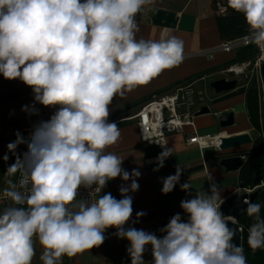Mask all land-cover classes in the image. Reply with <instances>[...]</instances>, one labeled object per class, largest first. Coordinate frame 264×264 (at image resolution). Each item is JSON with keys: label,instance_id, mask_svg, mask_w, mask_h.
Returning <instances> with one entry per match:
<instances>
[{"label": "clouds", "instance_id": "1", "mask_svg": "<svg viewBox=\"0 0 264 264\" xmlns=\"http://www.w3.org/2000/svg\"><path fill=\"white\" fill-rule=\"evenodd\" d=\"M152 3L0 0V75L22 81L36 103L56 109L48 121L34 126L28 140L17 132L15 142L7 145L15 153L18 145L26 144L27 151L5 171L6 177L19 174V181L7 179L2 196L23 207H6L0 214V264H32L36 242L43 249V264H62L64 256L102 245L108 228L129 242L131 264H146V246H151L152 264H247L243 247L233 243L236 231L228 225L234 218L221 212V190L211 172L206 193L181 201L187 221L175 214L160 229L162 237L125 228L133 212L128 193L138 190L141 173H129L122 168L124 159L106 151L121 136L117 123L109 121V106L115 97L148 84L185 59L184 41L176 36L137 39L135 18ZM228 6L243 14L249 39L264 50V0H228ZM22 110L35 112L34 107ZM171 155L170 149L162 151L154 170ZM181 173L178 167L163 180V194L173 191ZM118 177L131 181L121 185V199L106 193L94 201L77 200L81 188L89 196L91 191L101 193ZM181 191L189 193L190 184H182ZM243 203L255 221L247 244L253 251L264 248L261 205Z\"/></svg>", "mask_w": 264, "mask_h": 264}, {"label": "crops", "instance_id": "2", "mask_svg": "<svg viewBox=\"0 0 264 264\" xmlns=\"http://www.w3.org/2000/svg\"><path fill=\"white\" fill-rule=\"evenodd\" d=\"M211 3V0H154V3L145 6L139 13L137 39L158 40L164 33L176 36L184 41L185 59L179 66L165 70L148 84L137 87L123 97H115L109 106V121L117 123L121 136L118 142L106 151L124 159L122 168L129 173L133 169H138L141 173L137 181L138 190L128 193L132 197L133 212L125 228L143 229L162 237L164 233L160 229L164 228L175 214L179 213L182 220L187 221L188 216L180 207L181 201L191 198L194 194L207 192L209 172L220 187L223 201L233 194L242 193L243 187H239V170L234 173L225 172L217 164L228 157L239 156L248 159L251 154V143L222 152H216L213 148L201 151L187 146L182 135L170 134L164 139L166 146L164 150L170 149L172 155L165 160L164 166L156 171L154 170L157 168L156 158L161 152L156 147L143 145L138 140L137 128L131 119L137 108L153 92H165L178 83L205 76L212 73L211 69L232 61L233 53L221 52L218 49L222 41L218 38L215 18L211 15ZM154 11L192 17L194 19L192 30L190 33H184L151 26V14ZM202 50H207V54L201 55ZM195 87L203 99L197 107L208 111L206 115L194 117L193 125L198 133L216 134L222 131L221 136L234 137L238 134L248 136L252 128L246 120L241 89L234 88L233 91L213 95L212 90L204 83L197 82ZM26 106L34 107L35 112L23 111ZM55 111V108H46L36 103L32 89L22 81L6 80L0 75V192L7 187V179L15 181V177H6L5 171L14 163L19 153L18 147L15 153L9 152L7 148L10 142L16 140V128L35 120L48 121ZM223 112L232 114L234 125L220 131L216 119ZM185 131L189 132L187 129ZM5 155L9 157L7 161L3 159ZM178 167L182 170L180 182L171 193L163 194V180L169 175H175ZM186 182L191 186L189 193L181 191V185ZM130 183L131 181L124 182L118 177L109 181L100 195L111 193L119 200L122 198L119 191L121 185L127 186ZM138 212H143L144 215L137 217ZM104 235L102 245L85 250L74 257L64 256L62 264H131L127 253L129 242L118 238L115 228L112 230L108 228ZM35 248L36 255L32 264H43L40 260L43 249L38 242L35 243ZM143 258L146 264H152L151 246H146Z\"/></svg>", "mask_w": 264, "mask_h": 264}, {"label": "built area", "instance_id": "3", "mask_svg": "<svg viewBox=\"0 0 264 264\" xmlns=\"http://www.w3.org/2000/svg\"><path fill=\"white\" fill-rule=\"evenodd\" d=\"M211 15L214 18L220 16H226V6L224 5V0H211ZM251 40L249 36H245L241 39H234L231 42H222L218 49L221 52L231 53L232 50L236 48H244ZM254 44V43H253ZM257 46L256 44H254ZM260 53V48L256 47ZM261 54V53H260ZM262 62V54L255 66L257 68L258 73V80L259 79V64ZM246 64H237L233 65L230 68H226L223 72L226 75H242L243 71L246 69ZM211 74V73H209ZM211 75L206 74L205 76H201L200 78H192L188 81H183L178 83L177 86L171 87L165 92H153L152 94L148 95L145 101L137 108L135 115L131 117L134 121L133 124L137 128L138 132V140L147 146L156 147V149L160 150V152L164 151L165 146V137L167 135H182L184 139V143L189 147H194L198 150H205L208 148H216L217 142L219 141L222 136L216 134H201L198 133L195 126L193 125V120L196 114L198 113L200 103L202 102V97L199 93V90L196 89L195 85L197 82L204 83L206 79L211 77ZM208 81H211L209 79ZM39 121L35 120L30 122V124L22 125L16 128V133L19 132L21 136L28 140L30 134L32 133L34 126L37 125ZM188 130L189 132L185 131ZM260 136L262 139V143H264V125H262ZM219 135V136H218ZM17 139V136H16ZM155 141L161 142L164 145L161 146L160 144L155 143ZM264 145V144H263ZM18 147V155L22 156L27 151L26 144H20ZM264 167V166H263ZM264 174V171L261 172ZM19 181V174L15 176V181L18 183ZM264 187V181L261 178L259 185L251 187L248 190L242 189V193L245 195H250L254 190L258 189L259 187ZM2 192H0V214H2L3 210L6 207H23V205H13V203L3 198ZM100 193H95L91 191V195L89 196V190H85L83 188L80 189L79 195L77 200L79 199H91L95 200L98 199ZM235 225V229L237 232H240V227L237 223L232 222ZM110 230L114 228H109Z\"/></svg>", "mask_w": 264, "mask_h": 264}, {"label": "water", "instance_id": "4", "mask_svg": "<svg viewBox=\"0 0 264 264\" xmlns=\"http://www.w3.org/2000/svg\"><path fill=\"white\" fill-rule=\"evenodd\" d=\"M139 13L136 16V22L139 20ZM194 23V19L192 17H186L182 15H176L173 16L169 14L168 12H160V11H154L151 14V26H154L158 29H169V30H179L184 31V33H190L192 30V24ZM260 50V53L262 54V62H260L258 68L259 72V79L262 83V94L264 95V50ZM237 82L235 80L226 81L225 79L219 78V80L216 81H210L208 84L209 89L212 90L213 95H218L222 92H230L233 91L234 88H236ZM208 111L205 108L198 109L197 116L200 115H206ZM233 116L231 113L223 112L218 116V119H216V124L218 129L224 130L226 128L233 127L234 123L232 121ZM264 119V117H263ZM264 122V120H263ZM251 143V139L249 136L246 135H235L234 137H228L223 135L222 138L219 139L217 142L216 148L214 150L216 152H222L223 150H232L239 146H247ZM219 167L224 170L225 172L234 173L237 172L240 167L242 166V158L239 156H236L235 158H223V160L218 161ZM259 169V167H258ZM261 172L264 171V167H262ZM257 170L253 172V179L251 182V187L258 186L259 182L261 180L260 176H257ZM257 191L252 192L250 195H245L244 193L240 194H233L231 197L224 199L223 203L221 204V212L227 217L231 216L234 219L229 221V228H233L236 231L235 225L232 223H237L239 221V217L244 213V210L246 209V205L243 203L244 200H249L252 202L253 199L257 196ZM241 241L240 232L236 231V236L233 240V243L239 245V242Z\"/></svg>", "mask_w": 264, "mask_h": 264}, {"label": "rangeland", "instance_id": "5", "mask_svg": "<svg viewBox=\"0 0 264 264\" xmlns=\"http://www.w3.org/2000/svg\"><path fill=\"white\" fill-rule=\"evenodd\" d=\"M224 5L226 6V16L230 17L233 15H238V17H242L244 18L243 14L235 12L233 9H231L228 6V0H224ZM245 27H246V36H249L250 34V28L247 25V23L245 22ZM235 39V38H234ZM232 39V40H234ZM222 42H227L226 40H222ZM258 47V46H256ZM240 50L239 48H236L234 50H232V52L230 54L233 55L234 57V53ZM258 55H256L255 57H252L248 60H246V62L240 63V64H246V69L243 71V74L240 76H235V75H226L223 71L226 68H230L233 65H237L239 63L235 62L232 63L231 65L225 67V66H221L219 68V70L212 72V76L209 77L208 79H206V81H204V85H208L210 81H208L209 79H211V81H216L219 80V78L225 79L226 81H230V80H235V82H237L236 84V88L237 89H241V93L244 96V104L243 107H245V109H247V113L249 114L248 117V123H250V126L252 128V131H249L248 136H250L251 138V147L255 148V150H259L260 153H263L264 151V143H262V139L260 136V132L262 125H264L263 122V117H264V95L262 94V83L261 81L258 80V73H257V68L255 66V63H257L261 57V54L259 53V51H257ZM233 59V58H232ZM208 74V75H211ZM206 87V86H205ZM246 97V98H245ZM252 159L250 160V163L247 162L246 159H242V164L244 167H242V169H246L245 170V174H240V180L239 183H243V182H247V181H251V179H253V172H255V170H253L252 168V164H251ZM261 161V165L262 167L264 166V156L263 158L260 160ZM251 164V165H250ZM250 166V167H248ZM258 176V175H257ZM260 177L263 179L264 181V174H261ZM244 190H248L250 189L249 187H244ZM257 191L258 194H262L264 195V187L261 186L258 189L254 190ZM257 203L260 204V201L257 200ZM261 205V211H263V206ZM244 225H241V227H243Z\"/></svg>", "mask_w": 264, "mask_h": 264}, {"label": "trees", "instance_id": "6", "mask_svg": "<svg viewBox=\"0 0 264 264\" xmlns=\"http://www.w3.org/2000/svg\"><path fill=\"white\" fill-rule=\"evenodd\" d=\"M245 18L242 17H238V15H233L230 17L227 16H220L215 18V27L218 30V38L222 41V40H226L227 42H231L232 39H241L244 38L246 36V27H245ZM257 48L256 46L250 42L248 43V45H246L244 48H241L240 50H237L234 53V57L232 59V61L228 62V63H224L222 65H220L217 68L211 69L212 72H215L217 70H219V68L221 66H229L232 63H243L246 62V60L255 57L256 55H258L257 53ZM246 98V97H245ZM245 114H246V120L248 121V117L249 114L247 113V109H245V107H243ZM251 154L249 156L247 160L248 163L252 164V168L253 170H257V175L260 176L261 175V168H262V163H261V159L264 156V151L263 153H260L259 150H255V148L251 147ZM250 164V165H251ZM242 166L239 169L238 172V178L240 177V174H245V168L242 169ZM250 167V166H248ZM259 167V169H258ZM240 179V178H239ZM251 181H247V182H243L240 183L239 187H249L251 186ZM257 200L260 201V204H262L263 208H264V195L262 194H257L256 198L252 200V202L257 203ZM261 218H264V209L263 211L260 212ZM254 218L247 216L246 212L242 213V215L239 217V221L237 222L238 226L244 225L243 227H240V236H241V241L239 242V245H241L243 247L244 250V255L246 257L247 260V264H264V248L261 249H257L255 251H253L247 244V238H248V229L249 227L254 223Z\"/></svg>", "mask_w": 264, "mask_h": 264}, {"label": "bare ground", "instance_id": "7", "mask_svg": "<svg viewBox=\"0 0 264 264\" xmlns=\"http://www.w3.org/2000/svg\"><path fill=\"white\" fill-rule=\"evenodd\" d=\"M219 135H220V134H219ZM219 135H218V136H219ZM220 136H221V135H220Z\"/></svg>", "mask_w": 264, "mask_h": 264}, {"label": "flooded vegetation", "instance_id": "8", "mask_svg": "<svg viewBox=\"0 0 264 264\" xmlns=\"http://www.w3.org/2000/svg\"><path fill=\"white\" fill-rule=\"evenodd\" d=\"M263 172V171H262ZM261 173V172H260Z\"/></svg>", "mask_w": 264, "mask_h": 264}]
</instances>
